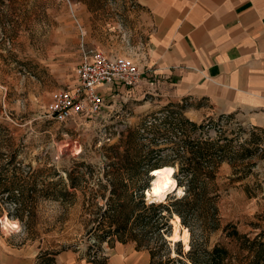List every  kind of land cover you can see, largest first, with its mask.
Returning a JSON list of instances; mask_svg holds the SVG:
<instances>
[{"label": "rangeland", "instance_id": "374dc122", "mask_svg": "<svg viewBox=\"0 0 264 264\" xmlns=\"http://www.w3.org/2000/svg\"><path fill=\"white\" fill-rule=\"evenodd\" d=\"M134 10L131 0H0V175L16 171L20 187L11 197L0 193V264H36L37 255L46 250L57 254L56 264H91L93 257L106 264H148L149 253L136 251L132 243H94L85 233L80 203L94 195L99 181L105 183L103 168L111 161V149L121 147L127 133L142 121H167L170 114L161 111L167 104L182 107L180 121L188 119L205 125L204 129L209 126L212 137L220 129L228 139L243 143L252 128L264 130L263 111L234 108L236 101L244 102L240 97L218 92L214 98L176 99L174 88L156 82L148 85L144 80L134 89L106 93L98 114L66 122L48 115L45 110L52 95L74 84V66L87 50L123 56L135 64L144 60L148 33ZM169 146L154 145L152 150L164 151L157 157L142 154L141 159L171 160ZM150 148L141 150L145 153ZM252 162L250 175L238 182L233 181L232 168L222 163L217 170L216 205L197 206L188 217L195 235L206 232L201 239L206 238L207 246L220 244L234 254L238 247L228 238L229 232L235 229L253 237L263 229L264 156L258 153ZM75 169L82 171L77 183L83 191L68 196L63 193L71 192L66 174ZM152 180L149 173L147 191L151 193ZM180 189V195H169L181 198L184 189ZM145 194L148 203L167 197L147 199ZM70 201L75 204L64 203ZM14 203L21 204L18 212ZM14 220L18 228L4 226ZM169 221L172 256L177 250L186 254L191 239L188 228L174 214ZM174 224L176 241L171 236ZM214 226L216 231L209 230ZM184 229L186 240L180 238ZM176 242L179 248L174 247Z\"/></svg>", "mask_w": 264, "mask_h": 264}, {"label": "trees", "instance_id": "16d2710c", "mask_svg": "<svg viewBox=\"0 0 264 264\" xmlns=\"http://www.w3.org/2000/svg\"><path fill=\"white\" fill-rule=\"evenodd\" d=\"M181 109L178 105L167 104L161 109L170 114L167 121L160 124L155 119L151 122L142 121L136 130L127 133L121 147L111 149V161L103 168L105 183L99 181L94 195L80 203L86 235H91L94 243L99 245L132 243L136 251L145 250L149 253L148 264H264V226L253 237L250 234L241 235L235 229L229 232L228 238L235 241L238 247V252L231 254L220 244L207 246L206 238L201 239L206 232H201V236L195 235L188 220L197 211V206L216 205L220 189L216 183L217 170L222 163L232 168L233 181L247 179L249 167L254 164L252 159L258 153L264 156V130L252 128L243 143L228 139L220 129L212 137L207 131L209 126L204 129L205 125H196L188 119L180 121ZM255 137H262V140ZM137 140H145L147 144L134 143ZM163 143L170 145L171 160L152 162L141 159L142 154L143 158L152 155L157 157L164 149L151 148ZM143 146L151 148L144 153L141 150ZM168 166L177 188L184 189V195L181 198L169 195L163 202L148 203L144 192L148 188L149 173L154 178L157 175L155 172ZM238 170L243 171V175H239ZM15 174L16 171L12 170L0 175L1 194L11 197L19 190ZM66 176L71 192L64 190L65 195L74 196L75 191H83L77 183L82 177L81 169H75V172L67 173ZM64 203L69 206L75 204L73 201ZM19 208L21 204L14 203L16 212ZM173 214L184 228H188L191 236L187 253L177 250L176 256H172L167 241L171 229L169 220ZM202 228L207 229L204 225ZM209 230L216 231L217 227ZM186 237L184 229L180 238L186 240ZM174 247L179 248L180 242L174 243ZM56 256V253L47 250L40 252L36 264H56ZM96 259L93 257L90 263L106 264L105 260Z\"/></svg>", "mask_w": 264, "mask_h": 264}, {"label": "crops", "instance_id": "0c3cea01", "mask_svg": "<svg viewBox=\"0 0 264 264\" xmlns=\"http://www.w3.org/2000/svg\"><path fill=\"white\" fill-rule=\"evenodd\" d=\"M133 2L148 33L143 79L176 99L223 92L244 100L234 108L264 112V0Z\"/></svg>", "mask_w": 264, "mask_h": 264}, {"label": "built area", "instance_id": "2783aa9c", "mask_svg": "<svg viewBox=\"0 0 264 264\" xmlns=\"http://www.w3.org/2000/svg\"><path fill=\"white\" fill-rule=\"evenodd\" d=\"M73 78L74 84L53 94L46 107V113L56 122L98 114L104 106L106 93L120 92L121 88L134 89L143 80L148 85L154 84L150 78L143 79L135 63L98 49L83 53L74 66Z\"/></svg>", "mask_w": 264, "mask_h": 264}, {"label": "bare ground", "instance_id": "6f19581e", "mask_svg": "<svg viewBox=\"0 0 264 264\" xmlns=\"http://www.w3.org/2000/svg\"><path fill=\"white\" fill-rule=\"evenodd\" d=\"M150 187L152 193L149 190L147 191V199H150L151 197L163 199L170 193H176L177 195L182 193V190L177 188L176 180L172 176L170 168L159 170L157 175L153 178ZM4 226H8L11 228V230L18 228L17 222L15 220L13 222H4ZM177 233V226L174 224L173 234L171 235L174 241L178 239Z\"/></svg>", "mask_w": 264, "mask_h": 264}, {"label": "water", "instance_id": "95a60500", "mask_svg": "<svg viewBox=\"0 0 264 264\" xmlns=\"http://www.w3.org/2000/svg\"><path fill=\"white\" fill-rule=\"evenodd\" d=\"M147 191V188L145 189V192ZM145 192H144V194H145ZM146 195V194H145Z\"/></svg>", "mask_w": 264, "mask_h": 264}]
</instances>
